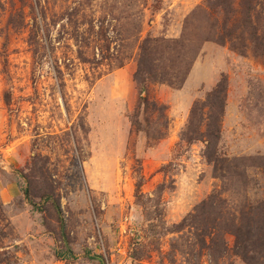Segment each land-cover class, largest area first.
<instances>
[{"label":"rangeland","instance_id":"rangeland-1","mask_svg":"<svg viewBox=\"0 0 264 264\" xmlns=\"http://www.w3.org/2000/svg\"><path fill=\"white\" fill-rule=\"evenodd\" d=\"M0 264H264V0H0Z\"/></svg>","mask_w":264,"mask_h":264},{"label":"trees","instance_id":"trees-1","mask_svg":"<svg viewBox=\"0 0 264 264\" xmlns=\"http://www.w3.org/2000/svg\"><path fill=\"white\" fill-rule=\"evenodd\" d=\"M158 42H161L160 44H157ZM184 45L180 41H166V40H149L144 43V45L141 48V55H140V61H139V68L135 76V80L137 84L140 86L142 94L146 92V83L149 81L151 82H157L161 84H168L170 86H179L181 85L182 79H179L177 77L178 72H175L174 60H171V52H174L178 55L179 58L182 57V53L184 51ZM161 56H158L160 55ZM166 54V56H165ZM158 57V58H157ZM165 58V59H164ZM166 60L169 62L166 63ZM171 60V61H170ZM176 74V77L174 76ZM226 92V82L222 81V83L219 84V86L216 88L214 93L211 95L212 99L210 100V103L208 105L210 112H209V135H212L213 137H216V133L218 132V123L220 122V117L222 116V113L224 111V94ZM144 105L146 107L151 106L150 102L144 97L141 98ZM200 110L199 106H196L193 110L192 115L195 116V114ZM195 124L197 120H194ZM190 124L193 123V117L190 121ZM194 124V126H195ZM213 146V143H212ZM210 161L215 162L213 156H210ZM25 194L28 203L36 210L42 211L44 208L48 205L49 202H51V198L44 197L42 202L40 204H36L30 197V192L28 189H25ZM55 208L57 209L58 213L61 215V206L58 202L52 201ZM90 253H86V255H89ZM57 257L60 260H77L79 257L75 255L72 250L66 249V251L63 252H57ZM91 259H100V257L94 256L91 257Z\"/></svg>","mask_w":264,"mask_h":264},{"label":"water","instance_id":"water-1","mask_svg":"<svg viewBox=\"0 0 264 264\" xmlns=\"http://www.w3.org/2000/svg\"><path fill=\"white\" fill-rule=\"evenodd\" d=\"M90 256L94 257V255H91V254H90Z\"/></svg>","mask_w":264,"mask_h":264}]
</instances>
